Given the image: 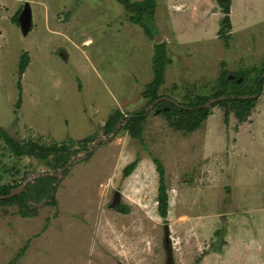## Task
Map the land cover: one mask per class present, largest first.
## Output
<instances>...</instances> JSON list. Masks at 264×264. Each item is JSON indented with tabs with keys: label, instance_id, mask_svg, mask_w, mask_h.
Here are the masks:
<instances>
[{
	"label": "rangeland",
	"instance_id": "obj_1",
	"mask_svg": "<svg viewBox=\"0 0 264 264\" xmlns=\"http://www.w3.org/2000/svg\"><path fill=\"white\" fill-rule=\"evenodd\" d=\"M156 4L135 23L116 0H0V129L14 142L72 141L78 151L55 176L63 168L54 174L18 157L0 136V187L56 178L54 205L29 200L31 217L0 205V264H264V89L251 96L264 76V0H232L224 36L215 0ZM158 50L167 63L152 103L143 92ZM224 73L245 84L216 99ZM197 96L211 99L191 133L172 128L168 108L157 107L168 99L182 109ZM248 96L256 112L243 123L233 113L224 122L227 103L210 104ZM139 112L145 121L132 137L122 127ZM87 138L101 142L76 144ZM153 160L165 170V219Z\"/></svg>",
	"mask_w": 264,
	"mask_h": 264
},
{
	"label": "trees",
	"instance_id": "obj_2",
	"mask_svg": "<svg viewBox=\"0 0 264 264\" xmlns=\"http://www.w3.org/2000/svg\"><path fill=\"white\" fill-rule=\"evenodd\" d=\"M119 4H121L127 12L132 13L133 15L129 18L132 22H139V20H145L151 17L156 8V0H145L142 3H131L129 0H116ZM218 10L224 18L221 22V29L219 36H224L226 31L230 30V20L229 13L232 4V0H215ZM167 63V59L165 58L163 52L157 51L155 54V58L153 59V70H154V78L150 84L145 87L143 92L144 97L148 99L150 102L154 103L160 100V97L156 96L158 89L163 85L164 82V66ZM29 65V57L27 54H23L20 58L18 72L20 76L24 74L26 68ZM264 73V70H263ZM228 74L224 73L220 76V87L219 91L215 93L214 98L220 97H228V92H234L233 89H240L245 81L241 77V84H236L239 77L234 78L232 80L227 79ZM256 89L251 94V96L260 95L262 90L264 89V76L262 78H258L255 81ZM18 88H20L18 86ZM244 96V95H242ZM249 97V96H248ZM232 102L224 99L217 102L215 105L219 103H227L224 109V122H228L229 114L233 113L234 117L237 119L238 123H243L250 115V109L253 107V103L255 100L251 99H243L242 97H235ZM240 98V99H239ZM211 98L197 96L193 99L187 101V104L183 106L184 108L180 109V107L169 103L168 100H164L157 107L158 109H162L161 107H167L168 113L166 117L170 119L173 116L174 119L170 120V125L175 130H181L186 133H191L195 131L203 122H205L208 116V110L204 108L205 104ZM17 107L20 106V100L17 102ZM165 113V112H164ZM120 115L115 114L114 117L108 118L106 123L101 127L105 135H109L114 130V127L119 120ZM145 121V113L139 112L134 113L129 121L122 127L131 133L132 137H136L141 132V125ZM1 139L5 142V144L10 148L11 151L14 152L18 157L26 156L28 158H33L36 161L41 162L49 170L53 171L52 173H57L60 169L64 168L68 162L70 156H74L78 153L77 150H71V146L73 142L62 143V144H50L48 146H43L41 143L27 141L24 142H14L12 141L8 135L0 129ZM95 141L92 138H87L86 141L76 142L82 148H84L88 144H92ZM155 166V171L158 176V188H157V210L158 214L162 218H166L168 214V196H167V187L165 185V170L163 166L157 161H152ZM138 160L127 165L123 171V177H128L132 174V172L137 167ZM56 182V178L54 177H42L34 182L32 185H28L26 187V192L21 193L18 196L13 198L0 201V205H17L18 209L21 212V215L31 217V211L34 209H30L27 205L29 200H32L35 203L41 202L43 199L49 198L51 193L55 192L56 188H54L53 184ZM18 186H1L0 187V196H7L10 191L16 189ZM51 198V197H50ZM49 205H54L52 202ZM117 210L122 213L128 212L127 208H118ZM34 213V212H33Z\"/></svg>",
	"mask_w": 264,
	"mask_h": 264
},
{
	"label": "water",
	"instance_id": "obj_3",
	"mask_svg": "<svg viewBox=\"0 0 264 264\" xmlns=\"http://www.w3.org/2000/svg\"><path fill=\"white\" fill-rule=\"evenodd\" d=\"M18 24H19V26H20V29H21V32H22V35L23 36H26L27 34H28V32H29V30H30V27H31V13H30V10H29V8H28V6H25V8H24V10H23V12L19 15V17H18ZM229 79H233V77H229ZM239 82H241V80H238ZM244 99H251V97H247V98H244ZM222 100V99H221ZM220 99H218V100H214V101H212L210 104H214V103H216V102H219V101H221ZM205 107V106H204ZM117 128H118V126H116ZM98 142H101L100 140H97L96 142H94L95 144H97ZM94 144V145H95ZM68 167V165L67 166H65V168H63L62 170H60L59 172H58V174L57 175H55V176H58V175H60L62 172H64V169H66ZM45 177L46 176H51V177H54V176H52V175H48V174H46V175H44ZM24 187L25 186H22V187H20V188H17V189H14V190H12V191H10V193L7 195V196H0V201H2V200H7V199H10V198H13V197H15V196H18V195H20L21 193H24Z\"/></svg>",
	"mask_w": 264,
	"mask_h": 264
},
{
	"label": "crops",
	"instance_id": "obj_4",
	"mask_svg": "<svg viewBox=\"0 0 264 264\" xmlns=\"http://www.w3.org/2000/svg\"><path fill=\"white\" fill-rule=\"evenodd\" d=\"M256 112L255 108L253 110H250V115L254 114Z\"/></svg>",
	"mask_w": 264,
	"mask_h": 264
},
{
	"label": "flooded vegetation",
	"instance_id": "obj_5",
	"mask_svg": "<svg viewBox=\"0 0 264 264\" xmlns=\"http://www.w3.org/2000/svg\"><path fill=\"white\" fill-rule=\"evenodd\" d=\"M257 96V95H256ZM259 96V95H258ZM254 109V107H252L250 110H253Z\"/></svg>",
	"mask_w": 264,
	"mask_h": 264
},
{
	"label": "clouds",
	"instance_id": "obj_6",
	"mask_svg": "<svg viewBox=\"0 0 264 264\" xmlns=\"http://www.w3.org/2000/svg\"><path fill=\"white\" fill-rule=\"evenodd\" d=\"M231 77H232V76H231ZM249 97H250V96H249ZM164 100H168V99H164ZM159 101H160V100H159ZM248 117H249V116H248ZM248 117H247V118H248Z\"/></svg>",
	"mask_w": 264,
	"mask_h": 264
}]
</instances>
